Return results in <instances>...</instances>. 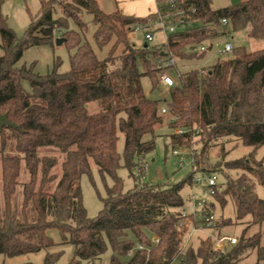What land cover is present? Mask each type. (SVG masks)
Listing matches in <instances>:
<instances>
[{
  "label": "trees",
  "instance_id": "obj_1",
  "mask_svg": "<svg viewBox=\"0 0 264 264\" xmlns=\"http://www.w3.org/2000/svg\"><path fill=\"white\" fill-rule=\"evenodd\" d=\"M166 1L156 0L158 12L138 18L120 10L107 13L98 0H48L32 17L23 37L0 14V115H7L16 126L0 129L5 204L0 206V257L44 253L43 264H57L64 248L71 246L74 255L67 264L94 262L109 248L113 252L110 264H120L123 259L126 264H264V198L257 192L258 185L264 188V162L256 159L264 146V48L249 51L235 43L240 33L264 42V0H243L217 10L211 0H191L181 5L187 28L171 34L167 42L145 41L137 46L130 39L137 33L135 27L165 16ZM84 16L91 17L96 27L92 38L98 51L112 45L107 56L101 58L87 38ZM174 17L169 22L179 24L181 15ZM224 19L227 26L222 24ZM59 38L72 52L68 72H60L59 60L45 75L36 73L35 64L17 66L28 49L53 48ZM222 39L232 41L230 55L183 72L166 99L146 95L145 77L151 81V92L160 90L151 57L172 54L179 61L198 63L207 53L192 54L189 49ZM163 103L168 113L162 116ZM164 118L173 131L167 138L173 149L189 147L195 138L201 145L200 153L192 156V174L172 186L143 180L144 162L156 148V132ZM179 128L189 132L178 135L175 130ZM120 135L123 154L118 150ZM233 142L252 152L226 161L225 146ZM218 143L225 180L219 182L214 201L207 207L217 217L215 236H223V230L234 225L245 228L236 245L220 251L213 250L211 236L198 237L197 243L191 238L185 247L189 224L197 223L193 215L182 216V189L204 171L205 155ZM46 149L63 156L62 175L54 191L47 188L56 179L51 172L58 159L41 156ZM122 160L134 179V187L126 192L118 176ZM24 164L30 180L21 184ZM93 165L103 178L113 181L96 218L88 216L81 186L82 177L91 174ZM226 172L236 173V177ZM19 187L20 208L13 204ZM229 200L236 209L234 221L217 216V205L223 210ZM53 230L59 232V241L50 235ZM154 237L158 244L152 242ZM138 245L145 249L138 250ZM252 257L255 261L249 263Z\"/></svg>",
  "mask_w": 264,
  "mask_h": 264
},
{
  "label": "rangeland",
  "instance_id": "obj_2",
  "mask_svg": "<svg viewBox=\"0 0 264 264\" xmlns=\"http://www.w3.org/2000/svg\"><path fill=\"white\" fill-rule=\"evenodd\" d=\"M47 2L48 0H0V14L6 20L7 25L18 35V37H23L25 32L29 29L31 24L32 17H36L42 10V3ZM213 9H222L228 6H234L241 3L243 0H211ZM100 8L105 12L115 11L114 1L113 0H99ZM91 17L84 16V21L88 24V35L87 38L94 45L96 51L98 52L101 58L108 55L109 50L112 45L107 47L103 52H99L98 48L95 46L92 35L96 29V27L90 22ZM193 25L198 26V23ZM154 44H158L165 41V36L163 34L157 33L155 36ZM131 41H133L137 46H142L145 44L144 33L138 32L134 35L130 36ZM221 44H223L224 39L220 40ZM235 43L237 45H242L247 48L249 51H256L264 48L263 41H256L246 37L245 33H240L235 37ZM0 45H1V36H0ZM122 49H119V52ZM72 52L69 49L62 46L55 47H40V48H31L26 51L22 60L18 63V67L31 65H36V73L45 75L53 69L54 62L59 60L61 62L60 72L65 73L70 70V55ZM3 55V51L0 47V57ZM212 58L211 54L208 55V59ZM213 62V59L212 61ZM204 63V62H203ZM197 66H200L201 63H194ZM188 70V68L186 69ZM143 88L146 95L150 98H157L158 100L164 99L165 96H168L167 93L162 91L161 89L156 92H151V81L148 77L143 78L142 80ZM24 88L27 91H31L30 86L27 82H23ZM162 115V113L160 112ZM163 116V115H162ZM165 119L164 125L158 128L156 132V148L153 153L147 156L146 161L144 162L145 175L144 182L150 185H164V186H172L176 184H180L187 179L189 175L192 174V165L190 160L188 159L194 154L200 153L201 145L198 142V138H195L189 147H182L181 151L185 155V161L181 165L180 158L175 157L173 155V147L168 140L173 134L172 129L169 127V119ZM168 138V139H167ZM221 143H218L216 146H211L209 152L206 156V163L203 164L202 170L203 172H198L194 175V179L201 178L203 181L210 176L211 174H217L214 172H218V181L224 182L225 178L223 175V171H221V167L219 164H223V159L221 158ZM118 150L120 154H123L124 150V138L120 135V140L118 143ZM225 150L228 152L226 157V161L236 160L242 157L249 155L252 152V148L244 146L240 142L228 143L225 146ZM41 156H54L58 159V164L55 168H53L51 174L56 177V179L48 185L50 191H54L59 179L62 175V160L63 156L59 154L58 151L53 149H46L41 152ZM188 157V158H187ZM256 159L258 161L264 162V146L261 147L256 153ZM124 161L122 160V166ZM220 173V174H219ZM222 173V174H221ZM225 174H229L232 177H236V173L226 172ZM118 176L122 179L124 184V191H129L134 187V179L131 177L130 172L124 166L119 169ZM42 179V176L40 180ZM30 175L25 169V164L22 169V176L20 178L21 184H25L29 182ZM204 183H191L186 184L182 189V197L185 202V209L190 212L191 215L194 216L195 225L198 228H201L200 222H202L201 214L194 213V199L204 198L208 199L209 203L213 202L214 199L209 196H205L204 194ZM113 185V181L110 177L106 176L103 178L97 168L93 165L92 172L90 175H84L81 179V186L83 191V202L84 206L87 210L88 216L90 218H96L101 210L104 207L103 199L107 196V187H111ZM1 159H0V206L4 208V197L1 190ZM258 195L261 198H264V188L260 185L257 186ZM22 203V187H19V194L15 201L14 205L21 207ZM217 216L223 215L226 219L235 220L236 217V209L235 205L232 201L229 200L228 205L222 210L221 206L217 205ZM189 231L193 228L192 225L189 224ZM244 225H234L231 227H227L223 230V236H233L237 237L241 235ZM215 229L206 228L204 230H200L196 234L193 235V239L196 240L197 243L199 238H206L208 236H215ZM254 229L251 230L253 232ZM189 233V232H188ZM50 235L56 240L59 241L60 234L58 231H51ZM263 238H264V227H263ZM192 239V240H193ZM65 253L62 259L57 264H67L69 260L74 255V248L71 246H67L64 248ZM112 249L109 248L108 251L99 259L94 262H83L82 264H110L112 259ZM45 254L40 253L36 255H26L20 256L16 258H3L0 257V264H43ZM127 259L121 260L120 264H126ZM255 261L254 257L249 260V263Z\"/></svg>",
  "mask_w": 264,
  "mask_h": 264
},
{
  "label": "built area",
  "instance_id": "obj_3",
  "mask_svg": "<svg viewBox=\"0 0 264 264\" xmlns=\"http://www.w3.org/2000/svg\"><path fill=\"white\" fill-rule=\"evenodd\" d=\"M191 0H167L166 1V9L167 14L165 16L160 15L158 16L155 20L150 22L147 26H142V25H137L135 27V31L138 32H143L144 33V38L146 42L153 43L155 40V36L157 33L163 34L165 36V41H168V38L171 34L176 33L180 28H187L189 24H187L186 18H184L183 10L181 8V5L187 2H190ZM190 11L192 13L196 12L194 8H191ZM181 19L179 20V24H172L169 22V20L173 16H180ZM174 17V18H175ZM223 26L228 25L227 20H223L222 22ZM233 43L232 41L229 40H224L223 44H221V41H215L211 45L209 44H203L199 46H193L189 49V53L192 54H202V53H207L206 58L198 63H201L200 66L198 67H205L210 64H212L216 59L219 58H225L228 55H230L233 51ZM211 54L212 58L208 59V55ZM213 59V62H211ZM204 62V63H203ZM151 63L154 65L155 70L157 71V82L159 85V88L164 91L165 93L169 94L172 88L178 86L181 75L183 72L188 71L189 69H192L197 66V64L194 63H185L182 61H179L174 55H165L164 57H151ZM181 63H185L184 65L181 66ZM196 63V62H195ZM188 68V70H186ZM167 96L164 97L166 99ZM161 113L162 115H165L168 113L167 106L165 103L162 104L161 107ZM189 130H184L182 128L176 129L175 133L178 135H184L188 133ZM181 148H174L173 149V155L175 157L180 158V163L181 165L185 161V155L181 151ZM188 158V157H187ZM191 162V165L193 164L194 160L191 157L188 158ZM193 183H204V194L205 196H209L210 198H214L218 191V177L215 175L213 176H208L205 181H203L201 178H197L193 180ZM209 204L208 199L204 198H199V199H194V213H200L202 222H200V227L198 228L195 225H192V229L189 231L186 241H185V247L188 245L190 242L191 238L193 237L194 234L199 232L201 229L204 230L206 228L209 229H215L217 228V217L214 213L211 211H208L207 207ZM190 212L184 209L182 211V216L183 218H188L190 216ZM152 242L154 244L159 243V239L154 237L152 238ZM238 243V238L233 237V236H213V250L214 251H220L225 248H229L231 246H234ZM138 250H144L145 247L143 245H138L137 247ZM133 255V251L129 253V256Z\"/></svg>",
  "mask_w": 264,
  "mask_h": 264
},
{
  "label": "crops",
  "instance_id": "obj_4",
  "mask_svg": "<svg viewBox=\"0 0 264 264\" xmlns=\"http://www.w3.org/2000/svg\"><path fill=\"white\" fill-rule=\"evenodd\" d=\"M113 1H114L115 11L120 10L124 15L130 17L146 18L149 15L156 14L158 12V5L156 0H113ZM115 11L107 12V13H113ZM184 64L185 63H181V66Z\"/></svg>",
  "mask_w": 264,
  "mask_h": 264
},
{
  "label": "water",
  "instance_id": "obj_5",
  "mask_svg": "<svg viewBox=\"0 0 264 264\" xmlns=\"http://www.w3.org/2000/svg\"><path fill=\"white\" fill-rule=\"evenodd\" d=\"M63 43L64 39L59 38L56 45L61 46ZM4 127L16 128V126L9 121L7 115H0V129H3Z\"/></svg>",
  "mask_w": 264,
  "mask_h": 264
}]
</instances>
